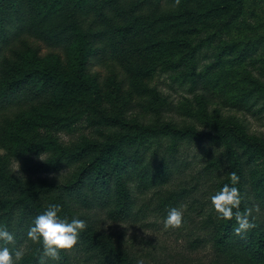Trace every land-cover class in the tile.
Returning a JSON list of instances; mask_svg holds the SVG:
<instances>
[{
  "label": "trees",
  "instance_id": "1",
  "mask_svg": "<svg viewBox=\"0 0 264 264\" xmlns=\"http://www.w3.org/2000/svg\"><path fill=\"white\" fill-rule=\"evenodd\" d=\"M247 2L0 0V228L15 238L0 247L22 249L17 264H40L42 242L27 234L54 204L61 219L79 218L87 227L71 252L46 264H138L98 233L94 213L134 224L149 214L164 222L177 208L186 231L196 194L204 195L199 230L207 240L192 247L209 244L225 264H264V137L219 115L203 119V131L128 117L136 101L160 102L150 87L160 70L177 72L193 90L220 93L227 107L264 112V71L246 67L264 55V28H249L247 41H227L240 30ZM79 124L94 135L66 144L52 134ZM190 145L205 147L206 165L194 186L171 188L177 171L188 169L181 153ZM232 172L240 211L252 209L256 225L241 236L236 220L218 219L211 203L231 186Z\"/></svg>",
  "mask_w": 264,
  "mask_h": 264
},
{
  "label": "rangeland",
  "instance_id": "2",
  "mask_svg": "<svg viewBox=\"0 0 264 264\" xmlns=\"http://www.w3.org/2000/svg\"><path fill=\"white\" fill-rule=\"evenodd\" d=\"M245 15L240 30L227 38V41H247L250 39L247 33L249 28H264V0H248ZM45 52L47 50L43 49V53ZM209 63L211 60H203V64ZM246 67L249 74L257 75L264 71V55L257 57L253 64L249 63ZM177 75H179L177 72L160 70L150 83V87L158 91L160 102L136 101L128 113L129 119L147 124L156 123L157 120L168 121L177 124L179 128L193 125L203 131L202 120L208 116L219 115L237 120L253 136L264 137V112H260L259 109L246 112L227 107L220 93L203 87H196L193 90L192 84L185 81L183 76ZM52 134L61 138L66 144H71L83 137L91 138L94 135L84 124L77 125L71 133ZM204 148L190 145L182 149L181 158L188 163V169H180L179 171L183 173L179 175L177 171L171 188L181 182L187 183L189 187L196 184V181H192L193 176L206 165ZM209 148L211 151L216 150V148ZM13 166L17 170L16 162H13ZM204 188L206 189L207 186ZM194 198L197 209L188 212L191 224L186 231L182 227L165 229L164 222L155 214H149L148 219L143 222L131 224L114 223L108 220L104 211H97L92 216V221L99 234L113 240L124 252L135 256L144 264H225L216 257L209 244L202 245L198 249L192 247V242L197 238L207 240L205 232L199 230V206L205 202L204 195L196 194ZM260 215V220L264 222L263 210Z\"/></svg>",
  "mask_w": 264,
  "mask_h": 264
},
{
  "label": "clouds",
  "instance_id": "3",
  "mask_svg": "<svg viewBox=\"0 0 264 264\" xmlns=\"http://www.w3.org/2000/svg\"><path fill=\"white\" fill-rule=\"evenodd\" d=\"M180 3L181 0H175L174 6L178 7ZM230 180L231 186L225 184L219 192L211 197V203L218 214V219L236 220L238 227L234 229V232L241 236L255 228L256 225L250 219L252 209L240 211L243 197L239 188L235 186L239 183V176L232 172ZM61 210L60 205H50L43 214L35 218L33 226L28 231L27 235L30 240L34 243L42 242L43 253L40 256V264H46L48 258L58 261L61 258V252H71L78 244L81 232L87 227L86 221L79 218H73L71 222L61 219L58 215ZM182 226L183 212L172 208L164 221L165 229H179ZM0 241H4L5 244H15L14 236L4 228H0ZM23 255L22 249L15 250L13 254L9 247H0V264H17ZM138 264H142V262H138Z\"/></svg>",
  "mask_w": 264,
  "mask_h": 264
}]
</instances>
